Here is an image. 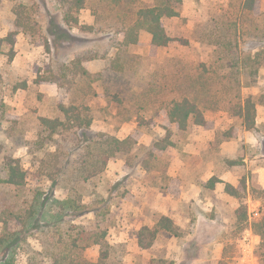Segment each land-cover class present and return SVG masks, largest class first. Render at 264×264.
<instances>
[{
	"label": "rangeland",
	"instance_id": "1",
	"mask_svg": "<svg viewBox=\"0 0 264 264\" xmlns=\"http://www.w3.org/2000/svg\"><path fill=\"white\" fill-rule=\"evenodd\" d=\"M55 3V0H0V39L16 33L12 60L11 46L0 42V165L7 157H14L28 171L22 187L0 183V220L5 218L6 207L17 210L21 205H29L37 194L42 199L48 198V204L69 196L66 181L72 169L81 165L87 152L86 136L77 129L66 132L67 126H63L52 140H47L40 121L47 118L66 123L58 108L60 104H87L94 117L89 137L94 139L95 134H108L125 140L135 136L138 144L130 154L110 160L104 173L81 191L85 204L102 201L97 205L102 216L96 219V215L89 212L68 220L91 233L105 229L108 243L122 246L117 251L120 264H172L178 252H171L169 258L165 247L196 244L188 235L201 210V204L177 202L181 187L187 188L194 183L202 188L201 197L217 196L210 188L211 178L204 180L207 163L214 162L218 166L223 162L228 166L245 164L242 158L225 159L223 151H249L248 156L252 158V151H260L261 146L264 153V105L256 106L258 126L251 131L252 143L245 142L241 120L225 111L205 112L212 123L209 128L194 125L186 132H179L164 116L162 105L172 98H180L188 85L185 78L199 79L204 66L211 70L218 68L220 64L216 66L214 62L219 57L229 62L225 69L217 70L226 78L221 82L210 78L203 84L198 83L196 92L192 93L199 99L203 96L202 101L206 102H209V95H214L220 103L233 97L235 93L230 94V90L237 88L229 78L233 71L230 58L239 57L243 66L246 58L251 57L257 63L264 55V0H258L250 13L242 12L243 0H184L181 16L164 20L173 41L167 48L160 49L152 46L151 35L145 31L140 32L138 45H122L121 29L132 22L138 6L154 5V0H87L78 15V26L73 23L67 26ZM221 23H225L230 32L225 40L233 49H225V43L222 48L219 45L217 28ZM258 54L261 55L259 60L255 59ZM77 58H81L82 65L93 74L91 79L81 78L71 64ZM235 62L234 65H238ZM256 63L254 67L258 66ZM239 73L243 86L237 90L240 89L242 98L264 100V67L260 68L254 86L247 85L251 80L244 78L242 69ZM99 75L105 80H96ZM117 91L121 94L115 98ZM115 99H122L123 103ZM232 129L235 135L227 142L238 141L239 149L236 146L223 148L224 134ZM166 140L174 145L164 151L154 147ZM181 162L186 168L180 173ZM55 172L58 175L51 178L50 174ZM51 179L57 180L54 183ZM241 183L246 192L239 205L246 206L248 219L241 218L244 209L238 212L234 224L229 221L232 225L229 234L222 238L219 229L225 232L221 225L227 223L219 221L220 226L215 230H218L219 240L227 241L228 248L218 264H263L259 256L261 239L251 250L243 243L246 237L245 241L249 242L250 236L245 233L258 215L257 209L248 202L247 177ZM257 187L250 191L254 197ZM160 207L177 225L178 236L160 231L152 247L142 252L140 232L145 227H155L162 216L158 212ZM105 211L108 212L105 214ZM183 218H189L185 227L180 226ZM99 221L103 222L97 230ZM16 227L11 226L12 229ZM3 232L4 224L0 222V239ZM62 234L57 235L61 237ZM46 239L42 234L29 237L31 251L44 252ZM149 240L150 235L145 233L143 241ZM24 248L18 251L16 264L46 263ZM100 251L99 246L92 245L82 259L95 264L99 262ZM261 251L264 252V247ZM3 254L0 249V261Z\"/></svg>",
	"mask_w": 264,
	"mask_h": 264
},
{
	"label": "trees",
	"instance_id": "2",
	"mask_svg": "<svg viewBox=\"0 0 264 264\" xmlns=\"http://www.w3.org/2000/svg\"><path fill=\"white\" fill-rule=\"evenodd\" d=\"M55 1V6L62 11L66 25L70 26L73 23L75 26H78V15L81 10L85 8L87 0ZM183 2L184 0H154V5L138 6L132 22L121 29L124 36L122 45L125 47L138 45L140 32L145 31L151 35L153 47L158 49L167 48L173 39L167 33L164 20L180 17ZM257 2L258 0H243V3H241L242 12H253ZM18 24L22 25L19 22ZM88 29L92 30V27H88ZM217 29L219 30L217 37L221 40V44H219L220 46L222 45L221 48L225 43V49H233L231 43L226 44L227 41L225 38L230 33L229 30L226 29V24L221 23ZM15 34L16 33H10L7 37L0 39V42L11 46V60L14 58ZM260 56L261 55L258 54L255 59H258ZM75 60L76 62L73 61L74 63L72 62L71 64L75 65L74 67H76L78 73L81 74V78L91 79L93 74L82 65V59L77 58ZM235 60H238V62H235ZM230 61V67L233 71L229 74V78L233 79L235 88L241 89L243 86L239 77L240 69L243 71L244 78H246V80H251L250 83H247L248 86H254L256 84L258 72L260 68L264 67V55H262L260 62L257 61V63L254 62L255 60L251 57L246 58L243 66H241L239 57L237 56H232ZM233 61L238 65L240 63V66L237 67L238 65H234ZM228 63L229 62H223V57H219V59L214 62L216 66L220 64L218 67L219 69H225V65ZM253 63H256L258 66L254 67ZM218 68L211 70L204 66L203 70H201V74L204 77L201 76L199 79L196 77L185 78L188 84L184 89L186 91L183 90L180 98H172L162 105L164 116L170 124L176 126L179 132H186L194 125L209 128L212 123L206 118L205 112L217 110L225 111L229 113L231 117L240 119L242 126L247 131H252L256 128V106L257 104L264 105L263 99L259 100L254 97L243 99L240 89L234 90V88L230 90V94L235 93L233 97L223 103H220L217 98L213 97L214 95H209L207 99L209 102H206L202 101L203 96L199 99L197 95L192 93L196 92L195 88L198 83L203 84L210 78L214 81H223L226 76L218 73ZM237 68L239 70L234 71V69ZM67 70L68 67H66V71ZM102 79L105 80L104 76L99 75L96 80ZM106 92L109 94V89L106 90ZM120 94L121 92L117 91L115 98ZM115 101L119 104L123 103L122 99H115ZM58 108L66 119V123L59 119L51 120L41 118L40 123L44 128L47 140H52L53 136L58 133L60 127L67 126L66 132L77 129L78 132L83 133V135L85 134L86 140L84 144L87 147V152L82 157L81 165L72 169L69 181H66V189L69 190V196L66 199H55L52 204H48V198L42 199V197L37 194L29 205H21L17 210L6 207L3 211L5 218L0 220V222L4 224L3 236L0 239V249L4 254L0 264H16L18 251L24 247L26 248H24V250H28L33 255L38 256L41 262H46L45 264H94L82 259L83 253L92 245L99 246L101 250L99 262L95 264H107V262H116L113 264H120L121 259L117 257V251L118 248L122 246H111L107 241V231L105 229L91 233V231H87L83 226L74 225L72 220H68V218L80 214H87L89 212H93L96 215V219L102 216L97 207L102 201L94 200L90 204H85L83 200L84 194H82L81 191L88 184H91L94 178L104 173L110 160L130 154L136 148L138 142L135 136L128 137L125 140L108 134H95L94 139L89 137L88 132L92 128L94 117L87 104H71L69 106L60 104ZM234 135L232 129L224 134L223 140L231 139ZM173 145L171 141L166 140L162 141V143L159 141L154 147L159 151H164L168 146ZM0 167V183L16 188L26 184L28 171L24 168L19 159L7 157L3 160ZM68 172L66 168V177L68 176ZM45 173L46 171L44 174ZM53 174H50L51 178L57 176L58 172ZM51 180H54L53 182L55 183L57 179ZM219 182L221 181L218 179H210V188H214ZM242 184L243 183H241L238 188L231 184H226L225 190L228 194L237 199H242L243 192H246V187ZM254 193L255 198L261 202L262 206L259 211V216L252 221V230L261 239L259 256L262 258L264 264V252L261 251V248L263 249L264 247V187L255 189ZM240 208L238 212H241L243 209L245 210L244 213L240 214L242 215L241 218L243 220L248 219L247 208ZM106 212L108 211H105V214ZM102 222L103 221H99L97 223V230L101 228L99 223ZM12 225L17 226L16 229H12ZM160 231L170 232L174 236H178V228L175 226L173 220L167 216H161L153 229L148 227L142 229L140 232L139 245L143 249H150ZM61 232L64 234L58 237L57 234ZM145 233L150 235V240L147 243L143 241V235ZM39 234L45 235L47 238V243H43L44 252L42 253L31 251V247L28 244L29 237L38 236ZM65 253L66 255H64Z\"/></svg>",
	"mask_w": 264,
	"mask_h": 264
},
{
	"label": "crops",
	"instance_id": "3",
	"mask_svg": "<svg viewBox=\"0 0 264 264\" xmlns=\"http://www.w3.org/2000/svg\"><path fill=\"white\" fill-rule=\"evenodd\" d=\"M258 126L256 120V127ZM251 131L244 130V138L245 142H251L249 139ZM212 140V138H210ZM237 147L239 149L238 141H230L223 144V148L228 147ZM254 147L256 145L254 144ZM237 148L235 150H237ZM252 151L253 157L249 158V151H223V156L225 159L234 160L237 158H242L244 165L235 166H228L227 162H223L222 165L218 166L215 165L214 162L207 163L205 165V176L206 178H213L216 176L221 182L217 183L214 188H212V192L217 196H205V198L201 197L203 192L202 188L198 187L196 184L191 183L190 186L187 188L181 187L182 192L181 196L178 198V203L182 204H192L195 205L201 204V210L198 212L196 217V222L194 225V229L188 236H191L196 240V244L192 246H188L187 244H180L178 246H167V257L170 258V253L175 251L178 252V256L173 259L172 264H218V261L224 256L225 250L228 248V243L224 240H219L218 238V230L216 231L215 228H219L220 224L219 221H223L226 226H222L221 228L225 229V232L219 229V234L222 237H225V234H229L231 230V223L234 224L235 220L237 219V213L240 209V199L228 194L225 190L226 184H231L232 186L238 188L241 184V181L244 177H247V185H248V202H250L256 209L257 214L259 216L261 202L257 200L251 194L252 187L258 186L257 188L264 187V153L261 151ZM186 167L181 162L179 164V172L183 171ZM216 168V169H215ZM217 173V175H216ZM182 177V176H181ZM166 197H163L165 200ZM243 199V198H242ZM246 207V206H245ZM158 212L162 216L168 215V213L162 209V207L158 208ZM181 213L179 211L177 214ZM248 215V214H247ZM172 217V216H171ZM185 217V216H184ZM170 218V217H169ZM172 219V218H171ZM184 223L180 224L181 227H185L189 218H183ZM173 220V219H172ZM229 221L231 223L229 224ZM246 221V220H245ZM174 222V221H173ZM157 224V222H156ZM155 224V225H156ZM175 224V223H174ZM252 225V223H251ZM177 227V225L175 224ZM204 235V237H202ZM245 235L250 236L249 242L247 243L244 238V246L247 250H251L255 247L257 242H260V237L257 236L253 230L252 226L250 229L246 230ZM187 240H190L186 238ZM198 239H203L199 241ZM142 251V250H141ZM148 251L144 249L142 252ZM211 254H210V253ZM203 253H209V256L204 257ZM135 264V263H134Z\"/></svg>",
	"mask_w": 264,
	"mask_h": 264
}]
</instances>
